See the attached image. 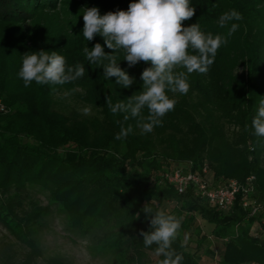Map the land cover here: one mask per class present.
Instances as JSON below:
<instances>
[{"label": "trees", "instance_id": "obj_1", "mask_svg": "<svg viewBox=\"0 0 264 264\" xmlns=\"http://www.w3.org/2000/svg\"><path fill=\"white\" fill-rule=\"evenodd\" d=\"M55 1L0 0V26L22 25L32 15H43L41 35L22 31L13 43L4 39L0 44V102L4 108L0 112V196L6 198L8 209H13L16 199H26L29 189L38 188L65 213L72 227L89 232L107 226L110 231L96 247L116 251L120 264H158L163 257L155 255L156 245L145 247L140 235L151 228L150 218L142 211L148 204L154 211L162 209L183 218L180 236L172 245L183 254L182 264H200V251L213 257L215 264H264V239L251 234L264 215L247 218L239 200L229 212L218 211L191 187L178 194L165 179L179 164H190L193 173L206 166L215 182H242L254 176L256 195H264V137L255 135L252 127L264 99V0H190L195 15L183 26L198 23L205 34L221 35L227 43L218 49L206 74L188 77L187 94L168 93L177 101L175 108L150 133L142 131L139 118L125 112L113 114L106 104L107 98L113 104L127 103L141 91L142 71L150 65L141 61L129 67L123 51H118L114 53L117 63L135 82L123 88L114 77L105 80L102 67L108 61L92 64L84 49L100 43L106 54L112 50L99 35L85 40L84 21L79 26L51 18ZM131 2L101 0V6L89 8L97 7L104 15L126 11ZM231 10L243 18L221 27V16ZM234 23L237 30L228 35ZM73 43L78 53L75 58L70 57ZM41 50L63 55L68 66L85 67L83 77L71 85L83 91L87 103L97 108L98 117L81 122L55 114L50 97L54 87L49 84L34 82L30 91H8L9 73L23 55ZM142 115H148L147 109ZM129 126L132 131L117 139ZM168 205H172L170 211ZM197 218L211 227L218 249H210L207 237L194 227ZM185 235L195 238L193 252L187 245L181 247ZM30 243V252L16 264H34L41 257L33 239ZM10 252L9 245L0 251L1 264H14ZM149 254L156 259L150 261ZM43 264L64 262L48 257Z\"/></svg>", "mask_w": 264, "mask_h": 264}, {"label": "clouds", "instance_id": "obj_2", "mask_svg": "<svg viewBox=\"0 0 264 264\" xmlns=\"http://www.w3.org/2000/svg\"><path fill=\"white\" fill-rule=\"evenodd\" d=\"M195 15V8L190 0H134L128 9L108 12L101 15L97 7L86 8L83 13L84 26L82 35L86 41H92L99 35L105 45L112 50L106 54L104 47L96 43L91 49L84 51L92 64L103 63L105 80L115 78L117 85L129 88L135 82L117 63L114 54L123 51V60L129 67L143 61L149 64L141 74L142 90L134 93L127 103L123 101L113 104L107 98L106 104L113 114L130 113L139 118L138 125L144 133H150L155 126H162L163 117L174 110L177 101L170 98L169 92L187 94L190 89L188 77L192 73L206 74L214 63L218 49L227 43L221 35L201 31L198 23L184 27L183 22ZM242 15L236 10L224 13L220 18V26L232 20H241ZM238 25L232 24L228 32L231 35ZM184 69V71H176ZM85 67L82 64L68 66L66 58L55 51H39L26 53L22 57V65L18 77L25 87L33 82L39 85H63L83 77ZM147 109L148 115L142 112ZM129 119L128 115L124 116ZM255 135L264 137V99L252 120ZM132 131L131 126L122 129L116 138L126 137ZM150 218L149 231H141L145 247L156 245L155 255L162 256L158 264H182L184 256L173 247V242L180 236L182 217H177L165 210L154 211L148 204L142 209ZM188 237L184 236L181 247L187 245Z\"/></svg>", "mask_w": 264, "mask_h": 264}, {"label": "rangeland", "instance_id": "obj_3", "mask_svg": "<svg viewBox=\"0 0 264 264\" xmlns=\"http://www.w3.org/2000/svg\"><path fill=\"white\" fill-rule=\"evenodd\" d=\"M100 1L56 0V8L49 15L51 18L55 17V19L68 23V25L77 22V25L80 26L86 8L93 5L99 6ZM42 18L43 15L37 13L30 16L29 21H25L22 25L2 24L0 26V44L4 39H8L10 43H13L22 31L30 36L41 35ZM47 19L50 22L51 19ZM73 40L75 42L76 38ZM70 48V57H77L75 44L73 43ZM21 65L22 61H19V65L13 73H9V79L7 80L9 92L19 93L30 91L33 88L34 82L29 87H25L22 79L18 77ZM1 68L0 66V72L3 71ZM49 85L54 87L50 92V97L52 110L55 114L81 122L99 116L97 108L87 103L83 91L76 85L73 87L71 82L63 85ZM15 201L13 209L9 210L6 198L0 196V251L4 249V246L9 245L12 251L9 255L14 253V264L22 261L30 252V241L32 239L41 252V257L37 258L34 264H43L44 259L48 257L59 258L64 264H120L116 251H100L96 247L99 243L98 240L104 233L110 231L107 226L100 230L94 228L89 232H82L80 229L72 227L68 223L65 213L50 200L47 193L38 188L29 189L26 199H16ZM166 209L170 211L172 205H168ZM194 227L207 237V245L210 249H218L215 239L211 236L210 226L197 218ZM194 239L191 235L187 240V246L191 252L194 251ZM202 252L200 251L198 254L200 264L216 263L213 257L206 256ZM149 259L154 261L156 256L149 254Z\"/></svg>", "mask_w": 264, "mask_h": 264}, {"label": "built area", "instance_id": "obj_4", "mask_svg": "<svg viewBox=\"0 0 264 264\" xmlns=\"http://www.w3.org/2000/svg\"><path fill=\"white\" fill-rule=\"evenodd\" d=\"M4 111L0 103V112ZM166 181L182 194L186 187H191L194 193L209 206L221 212H229L237 200L247 218L258 214L264 215V195H256L255 178L249 176L244 181L234 179L213 181L210 171L204 166L199 173L190 171V164H179L165 175ZM255 238L264 239V219L251 228Z\"/></svg>", "mask_w": 264, "mask_h": 264}]
</instances>
